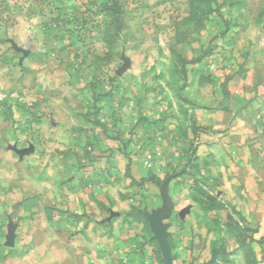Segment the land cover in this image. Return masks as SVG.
Wrapping results in <instances>:
<instances>
[{
    "label": "crops",
    "instance_id": "1",
    "mask_svg": "<svg viewBox=\"0 0 264 264\" xmlns=\"http://www.w3.org/2000/svg\"><path fill=\"white\" fill-rule=\"evenodd\" d=\"M14 3L0 0V264H162L166 238L168 253L179 255L182 220L171 207L186 202L181 173L173 175L165 151L131 139L128 104L93 102L85 85L80 90V72L53 54L52 22L33 15L31 2ZM221 5L229 29L264 34V0ZM205 114L222 133L204 138L226 141L227 117ZM258 172L241 169L248 181L235 201L254 239L264 237ZM148 229L151 246L143 244Z\"/></svg>",
    "mask_w": 264,
    "mask_h": 264
},
{
    "label": "rangeland",
    "instance_id": "2",
    "mask_svg": "<svg viewBox=\"0 0 264 264\" xmlns=\"http://www.w3.org/2000/svg\"><path fill=\"white\" fill-rule=\"evenodd\" d=\"M21 2L52 22L53 54L80 72V90L93 102L128 104L131 139L165 151L173 175L181 173L186 202L171 209L181 215L183 252L169 253L170 264H264V237L254 239L235 202L244 197L241 169L264 171L263 32L229 29L224 0ZM210 109L227 117L223 143L204 138L222 133L208 127ZM256 179L264 186V173ZM147 232L143 244H156ZM159 261L166 264L164 253Z\"/></svg>",
    "mask_w": 264,
    "mask_h": 264
},
{
    "label": "water",
    "instance_id": "3",
    "mask_svg": "<svg viewBox=\"0 0 264 264\" xmlns=\"http://www.w3.org/2000/svg\"><path fill=\"white\" fill-rule=\"evenodd\" d=\"M128 68V64H126L125 66H123L118 72L117 74L120 75L122 72H124L126 69ZM163 245V244H162ZM164 247V254L166 256V264H170V258H169V253L166 249V247L163 245Z\"/></svg>",
    "mask_w": 264,
    "mask_h": 264
},
{
    "label": "built area",
    "instance_id": "4",
    "mask_svg": "<svg viewBox=\"0 0 264 264\" xmlns=\"http://www.w3.org/2000/svg\"><path fill=\"white\" fill-rule=\"evenodd\" d=\"M6 100V96L3 93H0V110L2 108V105L4 104Z\"/></svg>",
    "mask_w": 264,
    "mask_h": 264
}]
</instances>
